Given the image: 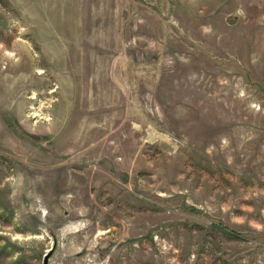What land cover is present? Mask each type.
<instances>
[{"label":"rangeland","instance_id":"obj_1","mask_svg":"<svg viewBox=\"0 0 264 264\" xmlns=\"http://www.w3.org/2000/svg\"><path fill=\"white\" fill-rule=\"evenodd\" d=\"M264 264V0H0V264Z\"/></svg>","mask_w":264,"mask_h":264},{"label":"water","instance_id":"obj_2","mask_svg":"<svg viewBox=\"0 0 264 264\" xmlns=\"http://www.w3.org/2000/svg\"><path fill=\"white\" fill-rule=\"evenodd\" d=\"M44 264H46V262Z\"/></svg>","mask_w":264,"mask_h":264}]
</instances>
